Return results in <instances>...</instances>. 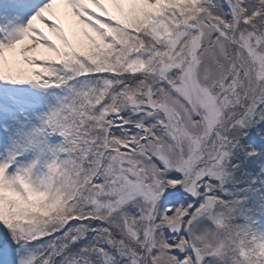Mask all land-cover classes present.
<instances>
[{"label":"snow or ice","instance_id":"obj_1","mask_svg":"<svg viewBox=\"0 0 264 264\" xmlns=\"http://www.w3.org/2000/svg\"><path fill=\"white\" fill-rule=\"evenodd\" d=\"M0 264H264V0L0 2Z\"/></svg>","mask_w":264,"mask_h":264},{"label":"rangeland","instance_id":"obj_2","mask_svg":"<svg viewBox=\"0 0 264 264\" xmlns=\"http://www.w3.org/2000/svg\"><path fill=\"white\" fill-rule=\"evenodd\" d=\"M45 31H47L46 29H45ZM40 53H44V50L43 49H39L38 50Z\"/></svg>","mask_w":264,"mask_h":264}]
</instances>
